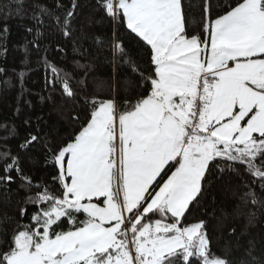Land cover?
<instances>
[{
  "label": "snow or ice",
  "instance_id": "6c2138e0",
  "mask_svg": "<svg viewBox=\"0 0 264 264\" xmlns=\"http://www.w3.org/2000/svg\"><path fill=\"white\" fill-rule=\"evenodd\" d=\"M13 5L19 13L23 0L0 7L4 19ZM97 6L143 42L147 66L133 65L143 92L120 111L118 98H90L46 63L82 126L44 145L51 183H33L18 156L0 152V183L15 171L31 193L0 219V264H230L212 253L203 221L188 224L186 213L213 168L244 167L264 188V0H237L214 20L205 0L200 32L189 30L183 0ZM40 140L31 135L21 148Z\"/></svg>",
  "mask_w": 264,
  "mask_h": 264
},
{
  "label": "trees",
  "instance_id": "16d2710c",
  "mask_svg": "<svg viewBox=\"0 0 264 264\" xmlns=\"http://www.w3.org/2000/svg\"><path fill=\"white\" fill-rule=\"evenodd\" d=\"M10 2L0 0V7ZM209 2L214 20L237 0ZM183 3L189 30L202 31L205 0ZM97 5L98 0H23L19 13L15 5L7 19L0 12V152L18 156L19 166L33 183H51L52 162L44 145L67 141L82 126L71 119L74 106L66 102L59 82L53 90L46 63L55 65L61 78L67 74L70 86L90 98H118L120 111L128 107L125 98L134 101L143 92L133 67L147 66L143 42L126 23L111 20ZM69 11L74 13L71 33L65 36L63 21ZM31 135L41 137L40 142L21 148ZM11 175L12 183H0V219L15 216L22 206L19 202L31 194L17 172ZM247 193H254L258 203ZM198 200L186 213L187 223L203 221L212 253L230 264L252 261V257L254 264L264 262V188L258 179L244 167L238 173L213 168Z\"/></svg>",
  "mask_w": 264,
  "mask_h": 264
}]
</instances>
